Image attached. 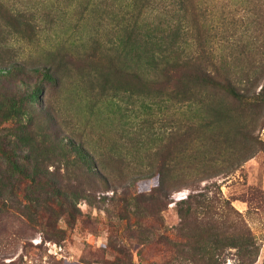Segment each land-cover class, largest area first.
<instances>
[{"label":"rangeland","instance_id":"1","mask_svg":"<svg viewBox=\"0 0 264 264\" xmlns=\"http://www.w3.org/2000/svg\"><path fill=\"white\" fill-rule=\"evenodd\" d=\"M153 1L0 0V66L58 70L45 106L102 164L113 188L76 200L63 194L76 215L64 209L57 229L30 224L15 211L23 195L10 196L13 209L0 214L5 263L264 264V91L259 105L250 98L242 108L217 98L231 116L220 124L208 92L186 106L181 88L161 92L135 78V44L125 37L138 9L144 33L171 38L165 26L175 0ZM197 2L201 47L247 72L235 79L252 81L258 94L264 0ZM37 75L23 76L24 84L43 82ZM55 169L47 173L54 180ZM142 194L158 200L143 204L135 199Z\"/></svg>","mask_w":264,"mask_h":264},{"label":"trees","instance_id":"2","mask_svg":"<svg viewBox=\"0 0 264 264\" xmlns=\"http://www.w3.org/2000/svg\"><path fill=\"white\" fill-rule=\"evenodd\" d=\"M171 7H174L173 16L165 26V33L171 35L169 39L151 32L144 33V24L139 22L142 8L138 9L137 20L130 26L131 33L125 37L127 42L135 44L137 62L131 74L140 82L149 80L161 92L181 88L186 106L201 91L208 92L215 99L212 98L216 102L213 108L217 106L214 111L220 124H226L231 116L228 109L219 107L217 98L228 104L236 103L240 108L250 98L257 99L255 104L259 105L258 97L262 96L264 86L256 94L252 81L235 79L238 75L247 76V72L241 68L232 71L224 61L225 57L213 55L201 47L198 17L203 14V9L197 0H175ZM176 17L179 22L175 21ZM189 38L192 40L190 44ZM61 66L59 63L57 68ZM107 69L101 68L100 76H105ZM57 71L50 67L28 70L20 64H13L10 68L0 66V214L13 209L8 201L10 196L22 194V203L18 202L15 211L30 224H44L50 229H57L58 217H64L65 210L67 216L76 215L68 203L59 200L63 194L76 200L96 195L103 185L104 189H113L104 175L102 164L96 162L91 151L81 142L75 144L72 136L60 126L56 111L50 104L45 106V99L58 90ZM37 73L44 77L43 82L35 79L30 85L24 84L23 76L32 74L38 78ZM136 148L133 147L134 151ZM67 149L75 158H71ZM123 151L128 153V150ZM50 167L57 168L52 176L58 179L49 178ZM135 199L150 204L158 197L142 194ZM55 201L61 202L62 208L58 205L57 210L46 207L48 203L54 206ZM209 201L203 197L202 207L205 208L204 203ZM3 257L0 256V264H17L15 261L5 263Z\"/></svg>","mask_w":264,"mask_h":264}]
</instances>
